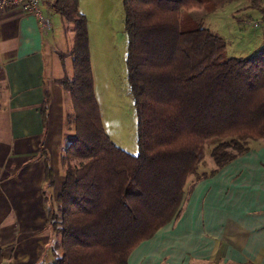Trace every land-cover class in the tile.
Segmentation results:
<instances>
[{
	"label": "trees",
	"instance_id": "obj_1",
	"mask_svg": "<svg viewBox=\"0 0 264 264\" xmlns=\"http://www.w3.org/2000/svg\"><path fill=\"white\" fill-rule=\"evenodd\" d=\"M229 1L122 0L135 154L103 129L77 0L48 2L73 23L70 50L58 54L71 57L72 73L55 81L70 99L65 122L73 134L60 156L55 205L46 208L45 224L57 235L50 264H127L137 244L176 218L187 178L207 175L197 172L205 146L217 169L251 141L264 142V45L249 57L227 56L226 41L191 16ZM243 1L260 10L261 0ZM47 103L45 94L43 123ZM39 153L51 184L46 153Z\"/></svg>",
	"mask_w": 264,
	"mask_h": 264
},
{
	"label": "crops",
	"instance_id": "obj_2",
	"mask_svg": "<svg viewBox=\"0 0 264 264\" xmlns=\"http://www.w3.org/2000/svg\"><path fill=\"white\" fill-rule=\"evenodd\" d=\"M259 11L247 8L243 17ZM56 20L43 33L31 14L0 13V264H41L51 248L46 204L59 191L60 153L73 134L65 127V92L55 82L72 73L71 60L67 67L63 60L68 55L58 54L70 50L73 26ZM255 36L264 41V33ZM40 148L53 172L51 184ZM212 169L187 178L176 218L137 244L127 264H264V142L248 143L246 152L209 174Z\"/></svg>",
	"mask_w": 264,
	"mask_h": 264
},
{
	"label": "rangeland",
	"instance_id": "obj_3",
	"mask_svg": "<svg viewBox=\"0 0 264 264\" xmlns=\"http://www.w3.org/2000/svg\"><path fill=\"white\" fill-rule=\"evenodd\" d=\"M40 8L44 15L48 12L46 16L49 18L50 23L54 20L58 25L56 18L60 17L63 23L70 27L73 26V23L57 15L53 10L51 11L47 0L46 2L42 1ZM77 8L86 20L93 91L103 129L112 143L130 154H135V115L133 100L126 79L127 36L123 26L122 0H77ZM247 8H250L247 1L230 0L211 12L195 9L191 12V16L195 21L197 20L202 26L207 27L226 41L228 49L225 54L227 56L249 57L264 45V41L257 40L258 37L255 36L259 34L261 36L264 33V22H261L258 28H252V21L262 15L264 5H260L261 10L258 13L251 12L252 15L249 14L244 18L245 13L243 14V12ZM238 19L241 20L237 21ZM62 35H65L64 32H62ZM250 35L254 39H251ZM237 41L245 44V46L247 45L246 48L236 46ZM235 47L243 51H234L233 48ZM69 58L70 56H65L63 59L66 67L70 65L68 60H71V58ZM71 72L72 69H70ZM65 104L67 107L66 114H70L71 102L66 92ZM65 127H68L66 122ZM209 148V146L204 148L203 158L197 166L198 173L213 165ZM62 151L63 149L60 155ZM59 163L62 169L61 173H63L64 165L61 161ZM190 177L191 179L194 178ZM54 200L53 202L50 200V203L48 202L46 206H54ZM47 227L50 228V226ZM55 239H57V235L51 231L49 247L53 246ZM50 256L52 255L49 248L46 261L41 264H50L53 260V257L51 259ZM2 264L5 263L2 262Z\"/></svg>",
	"mask_w": 264,
	"mask_h": 264
},
{
	"label": "built area",
	"instance_id": "obj_4",
	"mask_svg": "<svg viewBox=\"0 0 264 264\" xmlns=\"http://www.w3.org/2000/svg\"><path fill=\"white\" fill-rule=\"evenodd\" d=\"M41 3L42 0H0V13L17 9L22 13L31 14L38 20L41 31L47 33L51 29V23L41 11ZM261 22H264V11L259 18L252 21V28H257Z\"/></svg>",
	"mask_w": 264,
	"mask_h": 264
}]
</instances>
